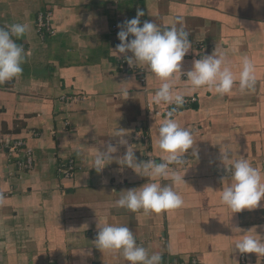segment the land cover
Instances as JSON below:
<instances>
[{"label":"crops","instance_id":"obj_1","mask_svg":"<svg viewBox=\"0 0 264 264\" xmlns=\"http://www.w3.org/2000/svg\"><path fill=\"white\" fill-rule=\"evenodd\" d=\"M141 10V24L165 28L179 18L192 43L183 72L216 48L237 78L220 95L207 86L189 90L187 77L175 74L176 88L196 98L173 118L191 130L198 157L190 148L186 166H170L185 173L176 186L184 205L160 213L115 205L121 191L148 180L118 163L127 145L117 131L138 161L160 162L156 130L167 114L155 111L176 107L153 102L162 83L155 74L142 66L141 83L119 68L125 57L114 51L116 28ZM41 12H50L55 30L44 38L36 31ZM14 23L29 30L13 37L25 50L22 75L0 84V139L23 140L33 167L20 168L0 142V264H129L120 251L95 246L104 223L128 226L149 254H161V264H264V256L234 251L243 232L264 239V207L232 213L220 199L231 183L220 150L230 148L232 159L249 160L264 176V0H0V28ZM244 57L254 65L255 84L241 92ZM109 144L117 151L97 172L94 156ZM69 160L75 171L65 178L58 169Z\"/></svg>","mask_w":264,"mask_h":264},{"label":"clouds","instance_id":"obj_2","mask_svg":"<svg viewBox=\"0 0 264 264\" xmlns=\"http://www.w3.org/2000/svg\"><path fill=\"white\" fill-rule=\"evenodd\" d=\"M142 16L144 12L138 11L135 18L118 25L120 31L117 36L120 43L115 46L114 51L118 55L123 54L130 66L133 64L143 66L162 81L152 97L154 103L163 102L176 107L167 112L166 118L159 123L156 130V144L164 153L160 162L153 159L138 161L135 150L123 138L124 135L117 131L116 136L121 137L119 143L127 145L118 163L131 168L142 177H147L148 180L138 188L121 191L115 205L133 212L143 209L145 212L160 213L163 210L177 209L184 205V200L176 191V186L185 182V173L180 175L170 166L176 165L177 168L183 166L186 162L185 154L190 148L198 157L193 148L191 130L182 127L173 118L176 109L184 105L185 95L188 94L176 88L179 77L175 74L179 73L180 76L187 77L189 90L207 86L220 95L231 92L237 78L226 65L225 54L216 48L211 54L194 59L191 69L183 72L182 63L192 48V43L189 33L183 27H177L179 18L169 27L161 28L152 21H144L141 26L140 17ZM28 30L29 25L26 23H14L6 28H0V84L22 75L25 50L15 42L13 37L20 38ZM238 80L241 92L252 88L255 84L254 65L247 57L242 59ZM222 139L217 137V144L221 143ZM116 151L117 147L113 144H109L104 150H99L94 156L91 168H95L97 172L102 171L113 160L112 154ZM220 154V161L225 166V172L230 174L231 178V183L223 187L220 193L221 202L230 208L232 213L264 207L260 203L264 200V176L261 170L245 158L232 159L230 148H225L223 152L220 150ZM162 180L170 181V183L162 184ZM97 227L99 231L95 246L98 249L120 251L129 264H161V254H149L145 247L137 243L128 226L104 223L98 224ZM235 229L242 232L239 227ZM244 233L234 241V251L264 256V239L260 235L258 238Z\"/></svg>","mask_w":264,"mask_h":264},{"label":"built area","instance_id":"obj_3","mask_svg":"<svg viewBox=\"0 0 264 264\" xmlns=\"http://www.w3.org/2000/svg\"><path fill=\"white\" fill-rule=\"evenodd\" d=\"M50 12H41L37 16L36 20V31L39 34L41 38H44L48 35H51L54 33V28L53 25L51 24V16ZM142 26V24H141ZM120 30L115 31L114 34V40L116 45L120 43L117 33ZM131 38V37H129ZM119 68L121 69L122 72H128V73H134L136 77L139 79L141 83H144L146 80L145 76V69L142 66L133 64L129 65L126 61V59H122L119 63ZM196 98L191 97V98H185V103L184 105H189V103L194 102ZM170 110H160V111H155L156 114L162 115V114H167V112ZM136 134H138V137L145 141V135L142 132V130L138 131ZM0 142L5 143L7 145V149L9 153L13 154L16 156L18 159V166L22 169H31L33 167V156H32V150L30 149L29 146L23 141V140H13L9 137H5L4 139H0ZM186 159V158H185ZM188 164V160L186 159V162L183 166H186ZM58 171L61 173V175L65 178H70L75 171V165L72 160L67 161L66 165L63 167H59ZM167 264H204L201 261L197 260V258H191L189 260H177V259H172L167 262Z\"/></svg>","mask_w":264,"mask_h":264}]
</instances>
